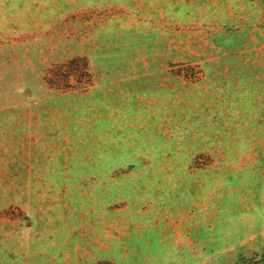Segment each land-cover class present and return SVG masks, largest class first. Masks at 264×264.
Segmentation results:
<instances>
[{
    "label": "rangeland",
    "instance_id": "rangeland-1",
    "mask_svg": "<svg viewBox=\"0 0 264 264\" xmlns=\"http://www.w3.org/2000/svg\"><path fill=\"white\" fill-rule=\"evenodd\" d=\"M243 258L264 264V0H0V264Z\"/></svg>",
    "mask_w": 264,
    "mask_h": 264
},
{
    "label": "trees",
    "instance_id": "trees-1",
    "mask_svg": "<svg viewBox=\"0 0 264 264\" xmlns=\"http://www.w3.org/2000/svg\"><path fill=\"white\" fill-rule=\"evenodd\" d=\"M76 62H77V61H71V62H70V65H72V64H74V63H76ZM66 77H67V80H69L70 78L73 77V75H72V76H66ZM74 77H75V76H74ZM240 264H257V262L254 263V259L249 260V259H245V258H243Z\"/></svg>",
    "mask_w": 264,
    "mask_h": 264
}]
</instances>
